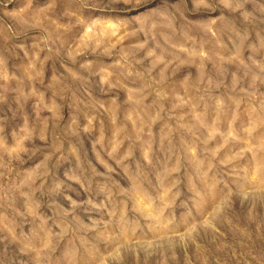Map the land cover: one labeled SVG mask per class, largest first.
<instances>
[{
	"label": "rangeland",
	"instance_id": "374dc122",
	"mask_svg": "<svg viewBox=\"0 0 264 264\" xmlns=\"http://www.w3.org/2000/svg\"><path fill=\"white\" fill-rule=\"evenodd\" d=\"M0 264H264V0H0Z\"/></svg>",
	"mask_w": 264,
	"mask_h": 264
}]
</instances>
